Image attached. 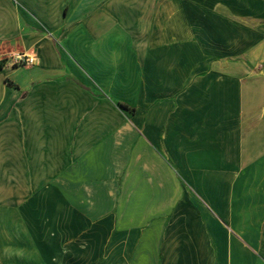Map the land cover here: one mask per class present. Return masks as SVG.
<instances>
[{
  "label": "crops",
  "instance_id": "1",
  "mask_svg": "<svg viewBox=\"0 0 264 264\" xmlns=\"http://www.w3.org/2000/svg\"><path fill=\"white\" fill-rule=\"evenodd\" d=\"M15 51L0 264H264V0H0Z\"/></svg>",
  "mask_w": 264,
  "mask_h": 264
},
{
  "label": "built area",
  "instance_id": "2",
  "mask_svg": "<svg viewBox=\"0 0 264 264\" xmlns=\"http://www.w3.org/2000/svg\"><path fill=\"white\" fill-rule=\"evenodd\" d=\"M0 64L10 67L33 66L37 64V58L33 52L15 51L10 54H0Z\"/></svg>",
  "mask_w": 264,
  "mask_h": 264
},
{
  "label": "trees",
  "instance_id": "3",
  "mask_svg": "<svg viewBox=\"0 0 264 264\" xmlns=\"http://www.w3.org/2000/svg\"><path fill=\"white\" fill-rule=\"evenodd\" d=\"M122 106V105H121ZM122 107H124V106H122Z\"/></svg>",
  "mask_w": 264,
  "mask_h": 264
}]
</instances>
